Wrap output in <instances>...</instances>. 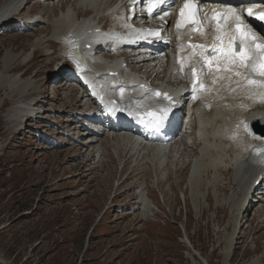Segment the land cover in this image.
<instances>
[{"label": "rangeland", "instance_id": "obj_1", "mask_svg": "<svg viewBox=\"0 0 264 264\" xmlns=\"http://www.w3.org/2000/svg\"><path fill=\"white\" fill-rule=\"evenodd\" d=\"M43 1L31 0L0 30V264H264V188L239 214L233 170L215 182L211 171L194 180L190 168L181 172L198 146L163 171L139 160L136 177L124 184L135 162L123 168L114 150L118 139H91L96 142L83 153L76 117L87 106H78L76 93L67 97L62 74L79 75L96 55L81 50L79 67L70 64L54 21L69 0ZM33 5L37 12H30ZM37 13L42 22L29 24ZM7 55L16 56L9 67ZM43 94L41 113L21 128V107ZM194 130L186 129L184 138ZM74 131L73 140L65 135ZM95 154L82 173L79 166ZM140 192L150 201L146 220L143 205L133 204Z\"/></svg>", "mask_w": 264, "mask_h": 264}, {"label": "bare ground", "instance_id": "obj_2", "mask_svg": "<svg viewBox=\"0 0 264 264\" xmlns=\"http://www.w3.org/2000/svg\"><path fill=\"white\" fill-rule=\"evenodd\" d=\"M70 2L71 0L68 1L65 10H61V13L56 15V19L54 21L58 24L59 32L56 31L55 36L58 37L57 41L63 43L64 50L66 51L64 55H68L69 51H72L73 54L79 56L77 58L80 61L82 60L80 57L82 55L81 50H84L86 54H91L87 53L88 50H85V46L88 44L95 46V40L93 39L94 37H97L101 34L112 33L115 31V26H122L125 23V14L123 7L124 0H76V4L78 5H73L71 8H69L68 6ZM31 3L29 2V0H6L3 4V6H5L4 8L6 9H4L3 6L0 7V30H3V28L11 27V20L14 19L17 14L21 16L22 13L26 10V7ZM33 7L34 9L30 10V12H37L38 7L40 6L33 5ZM9 9L13 11V14H11V17L7 22H5L3 21V16L8 14ZM20 11H22V13H20ZM110 11H113L114 14L116 13L118 15L117 18L110 19L108 13ZM106 17V24H108L109 20H112L111 27L109 28V30H100L98 31V33H96V30L101 27L100 25L99 27H97L96 23L102 21L103 19H106ZM33 18L34 20H30L31 22H29V24L32 22L41 23L43 16L38 15L37 13V15ZM50 29L51 28L47 27V30L43 32V34L47 35L48 33H51ZM126 30L127 28H123V31ZM38 32L39 31H35L34 33L36 34ZM69 39L75 41V48H71V46L67 43ZM87 39L91 40L92 43L86 42L85 40ZM95 50L100 49L99 47H95L91 49L90 52H94ZM37 52L38 50L35 51V53ZM112 52L115 54V56L110 58L111 60L106 59L108 60V62H102V57L99 59H95L96 57L92 58V68L100 67V71L102 72L104 68L108 69L109 66L115 64V61L119 60L120 57L119 54H116V49H112ZM58 59L59 57L54 61ZM6 60L9 61V67V63L15 61L16 56L7 55ZM89 63L92 64L90 58H88V60L86 61L87 65ZM143 66L144 65L142 64L141 67ZM122 71L120 70V68L116 70L119 76L124 77V73H122ZM25 74L23 73L22 77ZM126 75L127 87L123 97L127 95H137L136 93L130 91L129 88L134 86V79H132L131 76L138 77V75L131 71H129V73L127 72ZM107 77L106 80L107 82H109V85L104 84L103 87L106 86L107 89L109 88L110 92H113L112 95H119L120 88L112 91V87L120 85L121 82L119 84H116L115 76L108 78ZM97 79L100 83H103L105 81L103 75L97 77ZM236 81L237 79L233 78L231 81L221 84L219 88L216 89V94L207 101L208 107H205L204 105H198L196 107L197 117L194 126L195 130L190 137V143L184 141L183 139H180L175 141L174 143H171L170 145H167L166 147H161L159 144L143 146L140 145V143L130 135H116L119 141L116 144L114 150H116V153L117 151L119 152V156H121L120 161L124 165L123 168H127L133 161L138 162L140 159V162L143 160L146 161L147 167L149 169L150 165L148 164H154L155 168L161 170L162 167L166 165V162H168L167 159L171 160L170 162L173 163L176 161L178 156V160H180L185 155H187V149L191 148L192 150H194L193 147L198 146L197 149L194 150L195 155L193 156V159L195 162L191 161V165L187 164L181 170L182 172L183 170H187L188 168L193 167L194 171L190 176V180H194L199 176L201 178V175L208 174L211 171L214 172V178L212 182H215V180H218V175H223L225 172L226 174H230L231 170H233L234 177L238 178L236 179V182H238L240 189L243 188L242 191H244L246 188H248V191H250L251 187L255 185L256 181H258L259 175L263 174L264 172V167L256 162L259 157L254 155L252 150L253 148L264 146V139H252L248 132L244 130L242 121L246 122L249 125L251 121L264 118V105L255 100H248L250 98L249 94L241 91L240 88L235 89L237 88ZM121 85L125 87V84ZM47 97L48 96L46 95L44 98ZM142 98L144 97H141V99L136 102L137 105H142L144 103V100H142ZM34 102L35 100H32L31 104H27L24 107H21V115L17 118L19 119L22 117V120L17 121L19 125H21L25 120L30 121L31 117L29 116L31 114L32 116L35 114V108L37 104H34ZM242 105L244 107H241ZM207 108L209 110H206ZM86 151L87 149L84 150V153ZM96 155L97 154L89 157L86 163L79 166L82 173L89 166V163L97 158ZM109 159L115 161L111 156H109ZM102 166L103 165H100L99 168H102ZM244 167L250 168V171L246 175L245 173L241 174ZM139 170V163L135 164L131 171L127 173V177L125 181L122 182V184L134 179ZM72 177L73 176H71V178ZM198 179H196L194 182H197ZM193 183L191 182V184ZM262 183L264 186V181ZM122 184L120 185V187L122 186ZM152 185L154 186V182H152ZM249 185L250 187H248ZM263 186L261 184V186L257 189V197L253 198L254 201L261 198L260 195L262 194L260 193V190H263ZM134 188L135 186H133L132 189L130 188V190H133ZM116 192H118V195L115 194L113 200H115L117 197H120V192L118 191V189ZM245 195L247 196V198L250 197V195ZM147 199L149 200L147 196L140 192V197L137 198L133 203L134 205H143L144 211L147 212V215L145 212H143V220H146L148 218L149 213L148 203L150 201H147ZM253 200L250 203V206L252 205ZM236 206L240 210V207L243 206V204L239 205L237 203ZM243 220L244 219H242L239 225H242Z\"/></svg>", "mask_w": 264, "mask_h": 264}, {"label": "snow or ice", "instance_id": "obj_3", "mask_svg": "<svg viewBox=\"0 0 264 264\" xmlns=\"http://www.w3.org/2000/svg\"><path fill=\"white\" fill-rule=\"evenodd\" d=\"M129 2L132 5L133 12L137 4L144 3L146 4L144 11L148 15H152L162 6L168 4L169 0H129ZM261 4H264V0H261L260 3H250L248 6L243 3L235 6L227 3L218 12H213L209 18V23H214L215 25V42L211 49L205 45H190L193 49H199L198 52H193V56L198 55L202 58V67L199 72L196 67H193L190 73L193 99L198 98L195 93L205 89L202 78L213 72L229 73L230 75L227 76L229 81H231L233 76L239 77L236 81L237 87L242 86L247 89L259 87L264 89V11H255L256 8L261 7ZM168 14L165 11L163 15ZM198 14L199 8L195 0H184L180 9V19L177 21V28H180L185 23H192L197 25L196 31H203ZM163 15H161V19H163ZM246 18H253L255 24L251 20L246 22ZM122 27L127 28L129 30L127 35L134 36L136 40H148L150 37L162 39L159 31L137 29L133 25L128 24L126 20ZM101 35L114 41L124 40V36L118 33ZM67 43L71 48L76 47L75 41L71 39ZM68 55L73 58L74 63L79 67V61L75 60L73 52L69 51ZM184 66L182 63L180 71H183ZM224 78V76L214 75L213 83ZM140 87L143 88L144 86L141 85ZM119 93L121 97L124 96L125 89L123 86L120 87ZM252 95H256V93L249 92V96L251 97ZM258 95L264 100V92ZM151 96L153 100H157L154 108L149 110L144 105H138L137 109H129L128 112L129 115L140 119L148 127L160 130L165 126L170 113L178 101L166 92L155 91ZM101 101L103 102L102 97ZM241 107L244 106L242 105ZM140 109H143V111ZM112 110L115 111L116 107L113 106ZM242 123L244 130L248 132L252 139H261L260 136L252 133L246 122L242 121ZM252 151L254 155L259 157L256 162L264 167V146L253 148Z\"/></svg>", "mask_w": 264, "mask_h": 264}]
</instances>
